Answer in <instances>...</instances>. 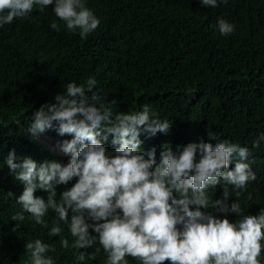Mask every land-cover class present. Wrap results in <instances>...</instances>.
Wrapping results in <instances>:
<instances>
[{
	"label": "trees",
	"instance_id": "trees-1",
	"mask_svg": "<svg viewBox=\"0 0 264 264\" xmlns=\"http://www.w3.org/2000/svg\"><path fill=\"white\" fill-rule=\"evenodd\" d=\"M87 6L101 21L87 39L69 32L52 5L0 28V264H28L24 245L37 238L55 246L49 253L55 264H77L81 251L93 253L101 247L98 242L94 248L73 247L75 238L63 223L62 233L50 237L55 222L51 211L44 217L47 228L27 212L23 221L12 219L23 211L15 202L23 185L10 175L5 163L9 152L14 149L18 159L31 156L37 162L69 160L33 140L27 131L32 113L54 103L69 82L79 85L94 78V91L107 102L116 101L114 115L142 110L147 104L172 123L167 134L141 135L142 150L155 147L157 160L164 143L175 148L207 141L209 130L241 145L252 144L264 132V0H228L216 8L199 0H87ZM218 17L235 25L233 34L224 37L213 27ZM53 20L60 31L51 28ZM111 141L109 135L105 144L110 150ZM250 149L248 159L257 180L239 197L245 215L258 214L264 203V142ZM256 159L263 170L256 171ZM73 183L75 178L57 185V194ZM9 191L15 196L6 198ZM35 194L47 195L42 190ZM232 199L235 193L229 203ZM201 210L214 214L211 208ZM228 219L234 222L240 217L230 213ZM63 238L69 241L67 249L61 246ZM126 259L138 264L131 256ZM259 259L264 264V249ZM106 261L101 248L86 264Z\"/></svg>",
	"mask_w": 264,
	"mask_h": 264
},
{
	"label": "clouds",
	"instance_id": "clouds-1",
	"mask_svg": "<svg viewBox=\"0 0 264 264\" xmlns=\"http://www.w3.org/2000/svg\"><path fill=\"white\" fill-rule=\"evenodd\" d=\"M199 3L216 8L228 0ZM49 5L66 29L82 39L101 23L87 0H0V28ZM213 27L224 37L235 31V25L223 17ZM51 28L61 30L55 20ZM96 89L94 78L79 85L69 82L54 103L32 113L27 131L33 140L49 130L71 136L53 148L69 160L66 164L56 159L37 162L31 156L18 159L14 149L9 152L5 163L10 175L23 185L15 198L23 211L12 219L23 221L27 212L47 228L44 217L51 211L55 222L50 237L62 233L63 223L75 238L73 247L89 249L98 242L101 247L93 253L81 251L76 256L77 264L95 259L101 248L107 253L106 264H128L126 256L138 264H262L264 203L258 214L245 215L239 197L257 180L248 158L250 146L258 149L264 142V132L252 144L241 145L209 130L207 141L175 148L164 143L157 160L155 147L142 150L141 135L167 134L172 123L147 104L142 110L114 115L116 101L107 102ZM109 135L111 150L105 144ZM255 168L263 170L257 159ZM74 178L75 183L58 195L57 185H67ZM37 190L47 195H36ZM233 192L236 199L229 203ZM14 196L6 193V198ZM202 208H211L215 215ZM230 213L240 219L230 221ZM61 246L69 247L67 238ZM24 247L28 264H55L49 255L55 252L54 245L37 238Z\"/></svg>",
	"mask_w": 264,
	"mask_h": 264
},
{
	"label": "rangeland",
	"instance_id": "rangeland-1",
	"mask_svg": "<svg viewBox=\"0 0 264 264\" xmlns=\"http://www.w3.org/2000/svg\"><path fill=\"white\" fill-rule=\"evenodd\" d=\"M46 147L53 149L57 142H63L64 140L61 137L53 132L42 134L39 139ZM58 152V151H57Z\"/></svg>",
	"mask_w": 264,
	"mask_h": 264
},
{
	"label": "bare ground",
	"instance_id": "bare-ground-1",
	"mask_svg": "<svg viewBox=\"0 0 264 264\" xmlns=\"http://www.w3.org/2000/svg\"><path fill=\"white\" fill-rule=\"evenodd\" d=\"M215 213L218 214V212L215 210Z\"/></svg>",
	"mask_w": 264,
	"mask_h": 264
}]
</instances>
